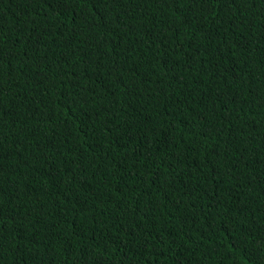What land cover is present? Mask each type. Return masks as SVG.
Segmentation results:
<instances>
[{
    "label": "trees",
    "instance_id": "obj_1",
    "mask_svg": "<svg viewBox=\"0 0 264 264\" xmlns=\"http://www.w3.org/2000/svg\"><path fill=\"white\" fill-rule=\"evenodd\" d=\"M262 241L264 0H0V264Z\"/></svg>",
    "mask_w": 264,
    "mask_h": 264
},
{
    "label": "snow or ice",
    "instance_id": "obj_2",
    "mask_svg": "<svg viewBox=\"0 0 264 264\" xmlns=\"http://www.w3.org/2000/svg\"><path fill=\"white\" fill-rule=\"evenodd\" d=\"M253 239H255V238L253 237ZM261 246H264V241L261 242Z\"/></svg>",
    "mask_w": 264,
    "mask_h": 264
}]
</instances>
